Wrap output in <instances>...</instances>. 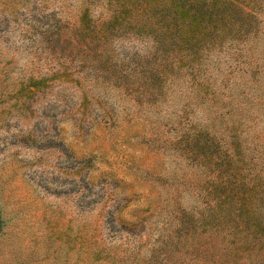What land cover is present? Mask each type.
Segmentation results:
<instances>
[{
    "label": "rangeland",
    "instance_id": "1",
    "mask_svg": "<svg viewBox=\"0 0 264 264\" xmlns=\"http://www.w3.org/2000/svg\"><path fill=\"white\" fill-rule=\"evenodd\" d=\"M109 5L0 0V264H203L183 212L230 169L264 188V9L150 83L147 37L84 45Z\"/></svg>",
    "mask_w": 264,
    "mask_h": 264
},
{
    "label": "trees",
    "instance_id": "2",
    "mask_svg": "<svg viewBox=\"0 0 264 264\" xmlns=\"http://www.w3.org/2000/svg\"><path fill=\"white\" fill-rule=\"evenodd\" d=\"M111 11L101 23L85 21L84 45L103 49L123 35L147 37L153 68L146 76L159 83L174 66L192 68L225 39L242 40L257 33L264 0H106ZM109 5V6H110ZM87 17V13L83 15ZM230 169L225 181L213 186L216 195L202 211L183 212L179 227L196 238L203 264H264V188ZM187 216V217H186ZM185 217V218H184ZM177 231V232H178ZM181 237V235L179 236Z\"/></svg>",
    "mask_w": 264,
    "mask_h": 264
}]
</instances>
